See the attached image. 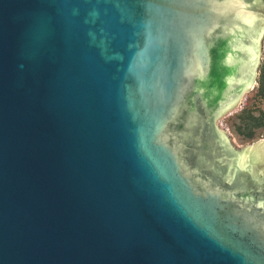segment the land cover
Returning a JSON list of instances; mask_svg holds the SVG:
<instances>
[{"label":"water","instance_id":"95a60500","mask_svg":"<svg viewBox=\"0 0 264 264\" xmlns=\"http://www.w3.org/2000/svg\"><path fill=\"white\" fill-rule=\"evenodd\" d=\"M260 1L0 0V264H264Z\"/></svg>","mask_w":264,"mask_h":264},{"label":"rangeland","instance_id":"374dc122","mask_svg":"<svg viewBox=\"0 0 264 264\" xmlns=\"http://www.w3.org/2000/svg\"><path fill=\"white\" fill-rule=\"evenodd\" d=\"M220 123L237 149L264 140V35L258 82L237 106L221 118ZM249 132L253 134L251 137Z\"/></svg>","mask_w":264,"mask_h":264},{"label":"flooded vegetation","instance_id":"af4514ba","mask_svg":"<svg viewBox=\"0 0 264 264\" xmlns=\"http://www.w3.org/2000/svg\"><path fill=\"white\" fill-rule=\"evenodd\" d=\"M261 4H262V0L260 1V7L259 8L262 9L263 13H264V6H263V4L262 5Z\"/></svg>","mask_w":264,"mask_h":264},{"label":"trees","instance_id":"16d2710c","mask_svg":"<svg viewBox=\"0 0 264 264\" xmlns=\"http://www.w3.org/2000/svg\"><path fill=\"white\" fill-rule=\"evenodd\" d=\"M252 119H254V117H253ZM248 135H250V137H251L253 134H252V132H249V134H248Z\"/></svg>","mask_w":264,"mask_h":264}]
</instances>
